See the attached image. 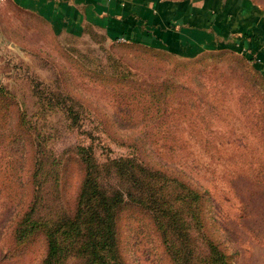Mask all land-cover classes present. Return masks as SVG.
Wrapping results in <instances>:
<instances>
[{
    "label": "rangeland",
    "instance_id": "obj_1",
    "mask_svg": "<svg viewBox=\"0 0 264 264\" xmlns=\"http://www.w3.org/2000/svg\"><path fill=\"white\" fill-rule=\"evenodd\" d=\"M54 29L0 3V264H89L95 191L112 189L123 264H264V70L243 35L185 52Z\"/></svg>",
    "mask_w": 264,
    "mask_h": 264
},
{
    "label": "crops",
    "instance_id": "obj_2",
    "mask_svg": "<svg viewBox=\"0 0 264 264\" xmlns=\"http://www.w3.org/2000/svg\"><path fill=\"white\" fill-rule=\"evenodd\" d=\"M5 1L18 4L45 18L53 29L60 31L73 32L88 24L103 27L105 32L117 38H152L169 49L179 46L185 52L189 46H203L211 38L216 41L220 34L232 38L236 34L240 37L243 35L244 39H240V42L253 54L255 64L264 70V14L247 9L243 11V8H230L229 2L222 1L213 13L209 5L203 8L196 4L195 9L190 3L151 7L137 0ZM222 20L231 22L228 26L232 32L211 31L212 27L217 29L216 25Z\"/></svg>",
    "mask_w": 264,
    "mask_h": 264
},
{
    "label": "trees",
    "instance_id": "obj_3",
    "mask_svg": "<svg viewBox=\"0 0 264 264\" xmlns=\"http://www.w3.org/2000/svg\"><path fill=\"white\" fill-rule=\"evenodd\" d=\"M126 41L138 42L139 40L127 39ZM239 52V51H236ZM243 57L251 60V56L248 57L246 54H243ZM157 153V152H156ZM131 160V159H130ZM129 161V160H127ZM83 188V186H82ZM81 188L80 199L84 197V189ZM96 195L94 196L93 205V214H94V223L96 222L93 233H95V239H87V250H89L90 257L88 258L89 264H123L117 255V235H116V217L119 211V207L123 202V194L120 190L112 189L109 194H105L104 190L97 194L98 191H95ZM193 198H201L197 193ZM79 199V200H80ZM86 199V198H84ZM83 200V199H82ZM99 208V210L96 208ZM75 230V229H74ZM17 232V229H15ZM68 231L63 230L62 235ZM70 232V237H74V234ZM57 238H50L48 240V245L51 254L55 252H60L61 250L57 248L56 240ZM55 241H57L55 243ZM45 264V259L44 263Z\"/></svg>",
    "mask_w": 264,
    "mask_h": 264
},
{
    "label": "built area",
    "instance_id": "obj_4",
    "mask_svg": "<svg viewBox=\"0 0 264 264\" xmlns=\"http://www.w3.org/2000/svg\"><path fill=\"white\" fill-rule=\"evenodd\" d=\"M4 0H0V3L3 2Z\"/></svg>",
    "mask_w": 264,
    "mask_h": 264
}]
</instances>
